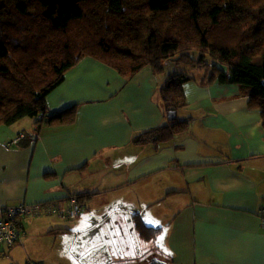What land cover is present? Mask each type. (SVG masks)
<instances>
[{"label":"crops","instance_id":"1","mask_svg":"<svg viewBox=\"0 0 264 264\" xmlns=\"http://www.w3.org/2000/svg\"><path fill=\"white\" fill-rule=\"evenodd\" d=\"M166 77L147 66L124 78L84 57L46 96L50 113L78 105L75 125L29 117L0 125V221L22 201L64 207L72 194L92 195L77 219L44 209L27 217L19 242L0 243V264H143L135 257L152 246L134 227L136 213L161 228V258L174 264H264L260 110L237 84L196 77L177 112L190 119L187 131L160 147L134 145L136 134L169 123L159 91Z\"/></svg>","mask_w":264,"mask_h":264},{"label":"trees","instance_id":"2","mask_svg":"<svg viewBox=\"0 0 264 264\" xmlns=\"http://www.w3.org/2000/svg\"><path fill=\"white\" fill-rule=\"evenodd\" d=\"M84 57L124 78L147 66L159 75L171 60L201 71L204 86L237 84L264 127V0H0V125L26 117L40 126L75 125L78 105L50 113L46 96ZM186 69L168 73L160 87L166 117L188 104L184 84L197 78ZM168 122L136 134L132 143L160 147L187 131L190 119ZM91 196L68 199L77 198L82 211ZM133 222L143 240L159 247L160 227L140 213ZM152 255L135 258L145 264Z\"/></svg>","mask_w":264,"mask_h":264},{"label":"built area","instance_id":"3","mask_svg":"<svg viewBox=\"0 0 264 264\" xmlns=\"http://www.w3.org/2000/svg\"><path fill=\"white\" fill-rule=\"evenodd\" d=\"M21 136L14 139L12 143H16ZM48 208V211H56L60 217L65 219H76L81 212V205L77 198H69L66 205L59 206L56 203H48L45 206L27 203L25 201L14 205L6 206L3 210V217L0 221V243L4 242L13 245L19 242L23 237V223L29 216H36L43 209ZM260 226L264 230V208L259 211ZM28 264H39L35 261H28Z\"/></svg>","mask_w":264,"mask_h":264},{"label":"rangeland","instance_id":"4","mask_svg":"<svg viewBox=\"0 0 264 264\" xmlns=\"http://www.w3.org/2000/svg\"><path fill=\"white\" fill-rule=\"evenodd\" d=\"M222 68H224L225 69V66H221ZM186 69V67L184 66V65H182V64H176L174 61H166L165 62V70H164V72H162L161 74H159L160 76H164V75H166V74H168V73H171V72H179V71H181L182 69ZM186 71H188L189 73H191V74H193L194 76H196L197 78H200V76L202 75L201 74V71H199V70H192V69H186ZM184 108V107H183ZM183 108H181V109H183ZM179 115H180V117H181V112L179 113ZM44 119H47V116L46 117H44ZM167 119H168V115H167ZM23 137H25L26 135L25 134H21ZM22 136H21V138H22ZM27 137V136H26ZM20 138V139H21ZM56 203V205H58L59 203L58 202H55ZM80 204V203H79ZM81 205V204H80ZM60 206V205H59ZM152 242V241H151ZM131 244V241H128V243L126 244V246L128 247L129 245ZM144 245H145V247L146 246H152V248L151 249H148V250H145L144 251V253L145 252H149V251H151L152 250V256H158V257H163V254L161 253V251L159 250V248L160 247H158V246H156L157 244L156 243H152V245H150V242H147V241H145V243H144ZM140 254H143V253H140ZM124 259H126V258H123V256H121V258H119V260H118V262H120V261H124ZM143 259H145V258H143ZM128 260V259H127ZM150 260V259H149ZM147 261V260H146ZM87 264H91V263H87ZM127 264H137V262L136 261H130V262H128Z\"/></svg>","mask_w":264,"mask_h":264},{"label":"water","instance_id":"5","mask_svg":"<svg viewBox=\"0 0 264 264\" xmlns=\"http://www.w3.org/2000/svg\"><path fill=\"white\" fill-rule=\"evenodd\" d=\"M168 120L173 121L178 117V114L176 111H170L168 112ZM145 264H168V262L158 256H152L150 260Z\"/></svg>","mask_w":264,"mask_h":264},{"label":"clouds","instance_id":"6","mask_svg":"<svg viewBox=\"0 0 264 264\" xmlns=\"http://www.w3.org/2000/svg\"><path fill=\"white\" fill-rule=\"evenodd\" d=\"M46 116H47V115L43 116V118L46 117ZM20 136H22V135H19L17 138H19ZM17 138H16V139H17ZM22 138H24V137L22 136ZM19 140H20V139H19ZM19 140H18V141H19ZM18 141H17V142H18Z\"/></svg>","mask_w":264,"mask_h":264}]
</instances>
